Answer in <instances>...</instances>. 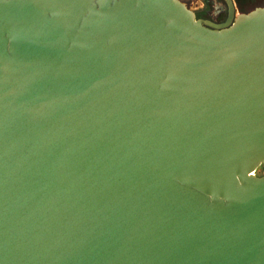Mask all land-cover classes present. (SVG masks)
Segmentation results:
<instances>
[{
    "label": "water",
    "instance_id": "95a60500",
    "mask_svg": "<svg viewBox=\"0 0 264 264\" xmlns=\"http://www.w3.org/2000/svg\"><path fill=\"white\" fill-rule=\"evenodd\" d=\"M0 0V264H264V2Z\"/></svg>",
    "mask_w": 264,
    "mask_h": 264
},
{
    "label": "rangeland",
    "instance_id": "374dc122",
    "mask_svg": "<svg viewBox=\"0 0 264 264\" xmlns=\"http://www.w3.org/2000/svg\"><path fill=\"white\" fill-rule=\"evenodd\" d=\"M185 3L187 7L192 9L194 12L202 13L205 17H209L212 20H220L223 18L225 13V4L223 0H181ZM264 2V0H251V4L248 5L250 8L253 5H258ZM235 3V1H234ZM236 11H240V9L235 4ZM255 174L264 173V167L262 165H258L255 170Z\"/></svg>",
    "mask_w": 264,
    "mask_h": 264
},
{
    "label": "trees",
    "instance_id": "16d2710c",
    "mask_svg": "<svg viewBox=\"0 0 264 264\" xmlns=\"http://www.w3.org/2000/svg\"><path fill=\"white\" fill-rule=\"evenodd\" d=\"M236 6L240 9V11H244L247 10L246 8L248 7V5L246 6V4H251V0H234ZM254 6V5H253ZM252 7V6H251ZM250 7V8H251ZM249 9V8H248Z\"/></svg>",
    "mask_w": 264,
    "mask_h": 264
},
{
    "label": "flooded vegetation",
    "instance_id": "af4514ba",
    "mask_svg": "<svg viewBox=\"0 0 264 264\" xmlns=\"http://www.w3.org/2000/svg\"><path fill=\"white\" fill-rule=\"evenodd\" d=\"M223 2H224V1H223ZM224 4H225V3H224ZM195 14H196V16H199V17H205L202 13H198V12L196 13V12H195ZM206 18H209V17H206Z\"/></svg>",
    "mask_w": 264,
    "mask_h": 264
}]
</instances>
